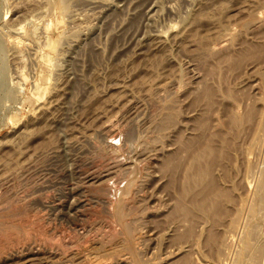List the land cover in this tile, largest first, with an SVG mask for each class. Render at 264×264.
<instances>
[{"label":"rangeland","instance_id":"1","mask_svg":"<svg viewBox=\"0 0 264 264\" xmlns=\"http://www.w3.org/2000/svg\"><path fill=\"white\" fill-rule=\"evenodd\" d=\"M50 1L0 0V264H264V0Z\"/></svg>","mask_w":264,"mask_h":264},{"label":"bare ground","instance_id":"2","mask_svg":"<svg viewBox=\"0 0 264 264\" xmlns=\"http://www.w3.org/2000/svg\"><path fill=\"white\" fill-rule=\"evenodd\" d=\"M34 1H35V0H34ZM37 1H38V0H37ZM49 1H50V0H49ZM49 1H48V2H49ZM59 1H60L59 4H61V6H62V7H61V6H60V7H61L62 9L64 8V11H65V8H66V7H65V4H64L65 0H59ZM63 1H64V2H63ZM74 1H75V0H74ZM74 1L72 0V1H70V2H73V3L77 2V0H76L75 2H74ZM118 1H119V0H118ZM233 1L236 2L237 0H233ZM240 1H241V0H240ZM248 1H249L248 3L251 2L250 0H248ZM46 2H47V0H46ZM48 2H47V3H48ZM50 2H51V1H50ZM57 2H58V1H57ZM66 2H67V1H66ZM78 2H79V1H78ZM80 2H81V1H80ZM84 2H85V1H84ZM86 2L89 3L90 1H89V2L86 1ZM92 2H93V1H91V5H92V4L94 5L95 3H94V2L92 3ZM103 2H104V0H103ZM223 2H224V1H223ZM246 2H247V1H246ZM254 2H255V1H254ZM256 2H257V1H256ZM261 2H263V1H261ZM28 3H29V2H28ZM35 3H36V2H35ZM52 3H53V1H52ZM81 3H82V2H81ZM252 3H253V2H252ZM258 3H259V1H258ZM36 4H37V3H36ZM39 4H40V3H39ZM45 4H46V3H45ZM50 4H51V3H49L47 6H49ZM66 4H68V2H67ZM108 4H109V3H108ZM250 4H251V3H250ZM51 5H52V4H51ZM51 5H50V6H51ZM68 5H69V4H68ZM77 5H78V4H77ZM80 5H81V4H80ZM86 5H88V4H86ZM89 5H90V3H89ZM93 5H92V7H93ZM100 5H102V4H100ZM246 5H247V4H246ZM254 5H256V3H254ZM257 5L260 6V9H261V5H262V4H260V5L257 4ZM47 6H46V9H47ZM57 6H58V5H57ZM66 6H67V5H66ZM70 6H71V5H70ZM78 6H79V5H78ZM94 6H95V5H94ZM106 6H107V4H106ZM133 6H134V5H133ZM244 6H245V5H244ZM251 6H253V5H251ZM44 7H45V6H44ZM44 7H41V8H44ZM73 7H74L73 9H75L76 6L73 5ZM96 7H98V5H97ZM96 7H95V8H96ZM108 7H109V6H108ZM130 7H131V6H130ZM135 7H136V6H135ZM216 7H217V6H216ZM245 7H246V6H245ZM247 7H248V6H247ZM247 7H246V8H247ZM254 7H255V6H254ZM254 7H253V8H252V7H249V8H250V12L252 11L251 8L254 9ZM49 8H50V10H51L52 7H48V9H49ZM67 8L69 9V6H68ZM84 8H85V7H84ZM93 8H94V7H93ZM255 8H256V7H255ZM77 9H78V8H77ZM82 9H83V8H82ZM133 9H134V8H133ZM133 9H131V10H133ZM258 9H259V8H258ZM254 10H255V9H254ZM43 11H44V10H43ZM43 11H42V12H43ZM61 11H62V10H61ZM69 11H70V10H69ZM69 11L66 10V13L69 12ZM73 11H74V10H73ZM75 11H76V10H75ZM77 11H78V10H77ZM261 11H262V10H261ZM46 12H47V10L45 11V13H46ZM62 12H63V11H62ZM62 12H61V13H62ZM133 12H134V11H133ZM205 12H207V11H204V13H205ZM201 13H203V12L201 11ZM201 13H198V12H197L196 14H200V15H197V17H196V15H195V13H194L193 15L191 14V16H194V18H192L193 20H191V18H190L189 20H191V21H195V22H196L197 20L199 21V19L201 20V18L203 17V15H201ZM46 14H47V13H46ZM49 14H50V13L48 12L47 15H49ZM64 14H65V13H64ZM71 14H72V13H71ZM71 14H70V15H71ZM73 14H74V13H73ZM83 14H84V13H83ZM251 14H252V13H251ZM40 15H41V14H40ZM50 15H53V14H50ZM66 15H67V14H66ZM77 15H78V14H77ZM86 15H87V14H86ZM253 15H254V14H253ZM41 16H42V15H41ZM68 16H69V15H68ZM72 16H73V15H72ZM74 16H75V15H74ZM204 16H205V15H204ZM256 16H257V13H256ZM256 16H255V17H256ZM263 16H264V15H263ZM63 17H64V16H63ZM39 18H40V16H39ZM64 18H65V17H64ZM70 18H71V17H70ZM70 18H69V19H70ZM259 18H260V17H259ZM44 19H45V18H44ZM44 19H42V20H44ZM67 19H68V17H67ZM82 19H83V18H82ZM72 20H73V19H72ZM72 20H71V21H72ZM67 21H68V20H67ZM78 21H79V20H78ZM198 21H197V24H198ZM212 21H213V19H212ZM212 21H211V22H212ZM215 21H216V20H215ZM252 21H253V20H252ZM44 22H45V21H44ZM211 22H210V23H211ZM216 22H217V21H216ZM42 23H43V22H42ZM189 23H190V22H189ZM193 23H194V22H193ZM202 23H203V22H202ZM68 24H69V22H68ZM187 24H188V23H187ZM197 24H196V25H197ZM200 24H201V22L199 23V25H200ZM203 24H206V23L204 22ZM207 24H209V23H207ZM71 25H72V24H71ZM75 25H76V24H75ZM211 25H212V23H211ZM78 26H79V25H78ZM78 26H76V27H78ZM192 26H193V25H192ZM192 26H191V27H192ZM205 26H207V25H205ZM209 26H210V25H209ZM69 27H70V26H69ZM69 27H66V29L69 28ZM73 27H74V26H73ZM73 27H72V28H73ZM194 27L197 28V26H193V29H191L192 31L195 30ZM199 27H201V25L198 26V28H199ZM202 27H204V26H202ZM217 27H218V26L215 27V24L213 25V28H217ZM220 27H221L220 29H222V26H220ZM211 28H212V27H211ZM69 29H70V28H69ZM182 29H183V28H181V31H182ZM223 29H224V28H223ZM67 30H68V29H67ZM155 30H156V29H155ZM185 30H186V29H185ZM185 30H184V31H185ZM229 30H230V29H229ZM15 31H16V30H15ZM19 31H20V30H19ZM64 31H66V30H64ZM181 31H180V32H181ZM188 31L190 32V27L188 28ZM218 31H220V30L218 29ZM62 32H63V31H62ZM108 32H109V31H108ZM152 32H154V30H153ZM157 32H158V31H157ZM159 32H160V31H159ZM196 32H197V31H196ZM226 32H227V30H226ZM75 33H76V32H75ZM80 33H81V32H80ZM150 33H151V32H150ZM162 33H163V32H162ZM186 33H187V31H186ZM193 33H194V32H193ZM214 33H215V31H214ZM216 33L218 34V33H222V32H221V31H220V32H217V31H216ZM227 33H228V32H227ZM63 34H64V32H63ZM69 34H72V33H69ZM160 34H161V33H160ZM177 34H178V33H177ZM195 34H196V33H195ZM211 34H213V33H211ZM223 34H225V33H223ZM223 34H222V35H223ZM12 35H13V33H12ZM14 35H15V34H14ZM187 35H189V33L186 34L185 36H181V37H183V38L186 40V39H187ZM190 35H192L191 32H190ZM190 35H189V37L191 38ZM207 35H208V34H207ZM214 35H216V34H214ZM230 35H231V33H230ZM230 35H229V36H230ZM70 36L72 37L73 34L70 35ZM70 36H68V37H70ZM77 36H78V35H77ZM155 36H156V35H155ZM195 36H196V35H195ZM198 36H200L199 33L197 34V37H195V38H198ZM209 36L212 37V38H214V37L211 36V35H209ZM209 36H208V37H209ZM217 36H218V35H217ZM217 36H216L215 38H217ZM226 36L228 37L227 34H226ZM75 37H76V36H74V38H75ZM160 37H161V36H160ZM160 37H159V38H160ZM185 37H186V38H185ZM201 37H202V36H201ZM208 37L203 36L202 41L205 40L204 38H208ZM223 37H225V36H223ZM12 38H13V37H12ZM155 38H156V37H155ZM157 38H158V37H157ZM183 38H182V40H183ZM190 38H189V39H190ZM199 38H200V37H199ZM199 38H198V39H199ZM212 38H211V39H212ZM225 38H226V37H225ZM225 38H224V39H225ZM44 39H45V38H44ZM161 39H162V38H161ZM175 39H176V38H175ZM193 39H194V38H193ZM203 39H204V40H203ZM220 39H221V38H220ZM222 39H223V38H222ZM64 40L66 41V37L64 38ZM153 40L155 41L156 39H153ZM178 40H179V39H178ZM191 40H192V39H190V42L195 44L196 40H194L195 42H193V40H192V41H191ZM208 40H209V39H207V41H208ZM216 40H217V39H216ZM226 40H227V39H226ZM149 41H150V40H149ZM151 41H152V40H151ZM160 41H161V40H160ZM183 41H184V40H183ZM199 41H201V40H199ZM199 41H198V42H199ZM202 41H201V42H202ZM211 41H212V40H211ZM222 41H224V40H222ZM18 42H19V41H18ZM57 42H58V41H57ZM66 42H68V41H66ZM146 42H147V41H146ZM158 42H159V41L155 42V44L158 43ZM175 42H176V40H175ZM218 42H220V41L218 40ZM218 42H217V43H218ZM21 43H22V42H21ZM55 43H56V42H55ZM153 43H154V42H153ZM180 43H181V42H180ZM186 43L188 44V42H186ZM191 43H189V44H191ZM199 43H200V42H199ZM199 43H198V44H199ZM45 44H46V43H45ZM47 44H48V43H47ZM47 44H46V45H47ZM58 44H59V42H58ZM69 44H70V42H69ZM176 44H178V43L176 42ZM183 44H185V42H184ZM183 44L181 43L180 46H182ZM202 44H203V43H202ZM218 44H219V43H218ZM123 45H124V44H123ZM159 45H161V43H160ZM159 45H158V46H159ZM192 45H193V44H192ZM205 45H206V46H205ZM56 46H58V45H56ZM146 46H147V45H146ZM200 46H202V45H200ZM200 46H198V48H199ZM204 46H205V47H204ZM93 47H94V46H93ZM203 47H204V48H207L208 46H207L206 43H204ZM56 48L59 50L58 47H56ZM60 48H61V47H60ZM117 48H118V47H117ZM119 48H120V47H119ZM54 50H55V51H58V50H56V49H54ZM60 50H61V49H60ZM90 50H91V49H90ZM134 50H135V49H134ZM201 50H202V47H201ZM141 51H142V50H141ZM48 52H49V51H48ZM90 52H91V51H90ZM138 52H139V51H138ZM206 52H207V51H206ZM206 52L204 51L203 53H206ZM50 53H51V52H50ZM163 53H164V52H163ZM207 53H208V52H207ZM55 54H56V53H55ZM58 54H59V53H58ZM132 55H133V54H132ZM140 55H141V54H140ZM51 56H52V55H51ZM128 57H129V56H128ZM164 58H165V57H162L163 60H165ZM50 59H51V58H50ZM55 59H56V58H54L53 61H55ZM151 60H152V59H151ZM151 60H150V61H151ZM156 60H157V59H156ZM50 61H51V60H50ZM53 61H52V62H53ZM152 61H154V60H152ZM157 61H158V60H157ZM157 61H154V62L157 63ZM167 61H168V60H167ZM52 62H50V63H52ZM158 62H159V61H158ZM160 62H161V61H160ZM165 62H166V61H165ZM165 62H164V63L162 62V64H165ZM42 63H44V62H42ZM167 63H168V62H167ZM144 64H146V63H144ZM152 64H153V63H152ZM54 65H55V64H54ZM148 65L151 66V64H149V63H148ZM148 65H147V66H148ZM158 65H160V64H158ZM52 66H53V65H52ZM55 66H56V65H55ZM162 66H163V65H162ZM165 66H166V65H165ZM165 66H163V67H165ZM140 67H141V66H140ZM144 67H145V66H144ZM152 67H153V66H152ZM146 68H147V67H146ZM161 68H162V67H161ZM137 69H138V68H137ZM142 69H143V68H142ZM153 69H154V68H153ZM149 70H150V69H148L147 71L149 72ZM155 70H156V69H155ZM137 71H139V69H138ZM140 71H141V69H140ZM142 71H143V70H142ZM142 71H141V72H142ZM174 71H175V70H174ZM148 72H147V73H148ZM150 72H151V71H150ZM150 72H149V74H150ZM142 73H143V72H142ZM151 73H152V72H151ZM154 73H155V72H154ZM154 73H153V74H154ZM159 73H161V72H159ZM55 74H56V73H55ZM137 74H138V75H135V76H134V79H135V77H136V81H137V76L140 75L138 72H137ZM143 74H144V73H143ZM149 74H148V75H149ZM144 75H145V74H144ZM146 75H147V74H146ZM148 75H147V76H148ZM154 75H155V74H154ZM157 75H158V74H157ZM130 77H131V76H130ZM142 77H143V76H142ZM149 77L151 78L152 76L150 75ZM149 77H148V78H149ZM153 77L156 78L157 76L155 75V76H153ZM162 77H163V76H162ZM132 78H133V76H132ZM158 78H159V77H158ZM163 78H165V77H163ZM163 78H161V79L164 80ZM134 79H131V80L134 81ZM162 80H161V83H162ZM166 80H167V79H166ZM171 80H173V79H171ZM152 81H153V80H152ZM125 82H126V81H125ZM155 82H157V81H155ZM159 82H160V81L158 80L157 83L159 84ZM170 82H172V81H170ZM127 83H128V82H127ZM138 83H140V82L138 81ZM138 83H137V85H138ZM144 83H145V82H144ZM146 83H147V82H146ZM157 83H156V84H157ZM124 84H126V83H124ZM142 84H143V83H142ZM163 84H164V82H163ZM163 84H159L160 87H161V85H163ZM165 84H166V83H165ZM177 84H178V83H177ZM122 85H123V81H122ZM129 85H130V84H129ZM132 86H134V85H132ZM150 86H151V85H150ZM156 86H158V85H156ZM163 86H164V85H163ZM78 87H79V86H78ZM119 87H120V86H119ZM121 87H122V86H121ZM126 87H127V86H126ZM140 87H141V86H140ZM153 87L155 88V86H153V84H152V88H153ZM117 88H118V87H117ZM132 88H133V87H132ZM141 88H142V87H141ZM141 88H140V89H141ZM143 88H144V86H143ZM145 88H146V86H145ZM150 88H151V87H150ZM150 88H149V89H150ZM152 88H151V90H152ZM121 89H122V88H121ZM127 89H128V88H127ZM134 89L136 90V88H134ZM138 89H139V87H138ZM140 89H139V90H140ZM147 89H148V88H146V90H147ZM124 90H126V89L124 88ZM126 91H127V90H126ZM128 91H129V90H128ZM128 91H127V92H128ZM137 91H138V90H137ZM140 91H141V90H140ZM147 91H148V90H147ZM147 91H146V92H147ZM138 92H139V91H138ZM141 92H142V91H141ZM143 92H144V91H143ZM152 92H154V91L152 90ZM152 92H151V93H152ZM118 93L121 94V91L118 92ZM122 93H123V91H122ZM124 93H125V91H124ZM144 93H145V92H144ZM144 93H143V94H144ZM205 93H206V92H205ZM93 94H94V93H93ZM147 94H148V93H147ZM168 94H170V93H168ZM202 94H203V93H201V95H202ZM123 95H124V94H123ZM123 95L121 94V96H123ZM128 95H129V94H128ZM170 95H171V94H170ZM199 95H200V94H199ZM204 95H205V94H204ZM206 95H207V93H206ZM92 96H93V95H91V96H89V97H92ZM121 96H119V94H118V96H116V98L119 99V97H121ZM125 96L127 97L126 94H125ZM98 97H99V96H98ZM98 97H96V98H98ZM104 97H105V96H104ZM160 97H161V96H160ZM203 97L207 98V96H203ZM102 98H103V97H102ZM127 98H128V97H127ZM165 98H166V96H165ZM201 98H202V97H200V99H201ZM125 99H126V98H125ZM89 100H90V99H89ZM94 100H95V99H94ZM100 100H101V99H100ZM102 100H103V99H102ZM126 100H127V99H126ZM149 100H150V99H149ZM164 100H165V99H164ZM92 101H93V100H92ZM95 102H96V100H95ZM113 102H114V101H113ZM113 102H112V103H113ZM136 102H137V101H136ZM84 103H85V102H84ZM90 103H91V102H90ZM101 103H102V102H101ZM107 103H108V102H107ZM109 103H110V102H109ZM125 103H126V101H125ZM133 103H134V102H133ZM159 103H160V102H159ZM85 104H86V103H85ZM92 104H95L94 101L92 102ZM92 104H91V105H92ZM134 104H135V103H134ZM81 105H83V104L80 103V106H81ZM95 105H97V104H95ZM102 105H103V104H102ZM80 106H79V107H80ZM84 106H85V105H84ZM107 106H108V105H107ZM85 107H86V106H85ZM85 107H84L83 109H85ZM119 107H120V105H119ZM122 107H123V106H122ZM105 108L107 109V107H105ZM64 109H65V108H64ZM81 109H82V106H81ZM86 109H88V106L86 107ZM106 109H104V110H106ZM61 110H62V109H61ZM88 110H89V109H88ZM113 110H114V109H113ZM89 111H90V110H89ZM100 112H101V111H100ZM111 112H112V111H111ZM109 114H110V113H109ZM109 114H108V115H109ZM168 115H169V114H168ZM99 116H100V115H99ZM166 116H167V115H166ZM170 116H172V113H171ZM77 117H78V116H77ZM172 117H173V116H172ZM163 118H164V116H163ZM173 118H174V117H173ZM167 119H168V118H167ZM74 120H75V119H74ZM74 120H73V121H74ZM101 120H102V119H101ZM103 120H104V119H103ZM163 120H164V119H163ZM73 121H72V124L74 123ZM70 123H71V122H70ZM75 124H76V123H75ZM133 124H134V123H133ZM159 124H160V123H159ZM161 124H162V123H161ZM161 124H160L159 126L162 128ZM68 125H69V123H68ZM73 125H74V124H73ZM104 125H105V124H104ZM70 126H71V125H70ZM94 126H95V125H94ZM156 126H157V125H156ZM80 128H81V127H80ZM95 128H96V127H95ZM158 128H159V127H158ZM81 129H82V128H81ZM130 129H131V128H130ZM133 129H134V128H133ZM133 129H132V130H133ZM162 129H163V128H162ZM44 130H45V129H44ZM67 131H68V130H67ZM88 131L91 132L90 130H88ZM126 131H127V130H126ZM128 131H129V130H128ZM134 131H135V130H134ZM46 132H47V131H46ZM34 133H35V132H34ZM74 133H75V132H74ZM78 133H79V132H78ZM96 133H97V132H96ZM99 133H101V132H99ZM111 133H112V132H111ZM111 133H110V134H111ZM201 133H202V132H201ZM201 133H200V134H201ZM44 134H45V133H44ZM44 134H43V135H44ZM93 134H94V133H93ZM93 134H92V136H93ZM97 134H98V133H97ZM124 134H125V132H124ZM124 134H123V135H124ZM129 134H130V133H128L127 135H129ZM131 134H132V136H133V133H131ZM203 134H204V133H203ZM94 135H95V134H94ZM103 135H104V134H103ZM105 135H106V134H105ZM125 135H126V134H125ZM127 135H126V136H127ZM36 136H39V135H36ZM41 136H42V135H41ZM41 136H40V137H41ZM129 136L131 137V135H129ZM89 137H90V136H89ZM99 137H100V136H99ZM116 137H117V136H116ZM133 137H134V136H133ZM133 137H132V138H133ZM203 137H204V136H203ZM48 138H49V137H48ZM104 138H105V137H104ZM104 138H103V139H104ZM119 138H120V137H119ZM127 138H128V136H127ZM134 138H135V137H134ZM135 139H136V138H135ZM31 140H32V139H31ZM129 140H130V138H129ZM132 140H134V139H132ZM139 140H140V139H139ZM50 141H51V140H50ZM82 141L84 142V140H82ZM88 141H89V139H88ZM112 141H113V140H112ZM112 141H111V142H112ZM77 142H78V141H77ZM89 142H90V141H89ZM87 143H88V142H87ZM90 143H91V142H90ZM113 143H115V142H113ZM139 143H140V142H139ZM22 144H23V143H22ZM104 144H106V143H104ZM127 144H128V143H127ZM131 144H132V143H131ZM146 144H147V143H146ZM110 145H111V144H110ZM137 145H138V144H137ZM206 145H207V144H205V146H206ZM209 145H210V144H209ZM209 145H208L207 147H209ZM104 146H105V145H104ZM130 146H131V145H130ZM146 146H147V145H146ZM74 147H75V146H74ZM108 147H109V146H108ZM114 147H115V146H114ZM119 147H120V146H119ZM201 147H202V146H201ZM76 148H77V147H76ZM115 148H116V147H115ZM135 148H136V147H135ZM202 148H203V147H202ZM125 149H126V148H125ZM140 149H141V148H140ZM148 149H149V148H148ZM186 149H188V148H186ZM199 149H200V148H199ZM199 149H196V150L199 151ZM208 149H211V148L209 147ZM196 150H195V155H196V157H192V158H194V159L196 158L195 161H197L198 165H200V164H202L203 161H202L201 163L198 162V161H199L198 159H200L201 156H200V157H197V156L200 155L201 151H199V155H198V154H196V152H197ZM200 150H202V149H200ZM143 151H144V150H143ZM150 151H151V150H150ZM182 151H183V150H182ZM189 151H190V150H189ZM176 152H177V151H176ZM185 152H186V151H185ZM192 152H193V151H192ZM202 152H203V150H202ZM148 153H149V152H148ZM178 153H179V152H178ZM180 153H181V152H180ZM193 153H194V152H193ZM193 153H191V154L194 155ZM202 154H203V153H202ZM202 154H201V155H202ZM0 155H1V153H0ZM12 155H13V154H12ZM152 155H153V154H152ZM176 155H178V154H176ZM180 155H182V154H180ZM183 155H184V154H183ZM189 155H190V154H189ZM192 155H191V156H192ZM195 155H194V156H195ZM203 155H204V154H203ZM120 156H121V155H120ZM184 156H185V155H184ZM191 156H189V159H190ZM204 156H205V155H204ZM204 156H203V157H204ZM0 157H1V156H0ZM13 157H14V156H13ZM129 157H130V156H129ZM140 157H141V156H140ZM173 157H174V156H173ZM180 157H181V156H180ZM2 158H3V157H2ZM119 158H120V157H119ZM133 158H134V157H133ZM143 158H144V157H143ZM171 158H172V157H171ZM197 158H198V159H197ZM4 159H5V158H4ZM8 159H9V158H8ZM138 159H139V158H138ZM145 159H146V158H145ZM172 159H173V158H172ZM194 159H190V161L188 160V162H191V160L194 161ZM205 159H206V157H205ZM126 160H127V159H126ZM174 160H176V162H177V160H178L177 163H179V161H181L179 158H175ZM201 160H202V159H201ZM201 160H200V161H201ZM4 161H5V160H4ZM6 161H7V160H6ZM120 161H121V160H120ZM135 161H136V160H135ZM141 161H142V160H141ZM165 161H167V160H165ZM168 161H169V159H168ZM195 161H194V163H195ZM205 161H206V160H205ZM7 162L10 163L9 160H8ZM122 162H123V161H122ZM170 162H172V161H170ZM176 162H174V163L176 164ZM5 163H6V162H5ZM119 163H120V162H119ZM172 163H173V162H172ZM172 163H171V164H172ZM174 163H173V165H174ZM185 163H187V162H185ZM191 163H193V162H191ZM197 163L193 164V165H195L194 168H196V169H197V167H198V166L196 165ZM7 164H8V163H7ZM10 164H11V163H10ZM19 164H20V163H19ZM169 164H170V163H169ZM180 164H182V163L180 162ZM180 164H177V165H180ZM188 164H189V166H188L187 164H186L187 166L184 164V165H185V168L192 166V165H190V163H188ZM205 164H207V162H206ZM205 164L203 163L202 165H205ZM0 165H1V164H0ZM12 165H13V163H12ZM16 165H17V164H16ZM120 165H121V164H120ZM163 165H164V164H163ZM167 165H168V163H167ZM167 165H164V166L166 167ZM173 165H171V166L168 165V167H166V168H168V169H167V173H169L168 170H169V171L172 170V166H173ZM177 165H174V166H176V167H181V166H177ZM202 165H200V167L203 168L204 166H202ZM263 165H264V164H263ZM10 166H11V165H10ZM116 166H117V165H116ZM164 166H163V167H164ZM174 166H173V167H174ZM0 167H1V166H0ZM8 167H9V166H8ZM131 167H132V166H131ZM165 167H164V169H163L164 171H166V170H165V169H166ZM170 167H171V168H170ZM176 167H174L172 171H174V169H175ZM206 167H207V166H206ZM262 167H263V166H262ZM12 168H14V167L11 166V169H12ZM161 168H162V167H161ZM181 168H183V171H185V170L188 169V168L185 169L184 167H181ZM181 168H180L179 171L182 172ZM198 168H199V167H198ZM202 168H201V169H197V170L194 169L195 171H192L193 168H191L192 170L189 169L188 171H192V173H189V174H190L189 176H191V177L188 176V172H185V173L183 172V173H184L185 175H186V173H187V176H188L189 178H191L192 181H193V179H194L195 182H198V181H199L198 179H199L200 175H201V178H202V174L205 173V172H204V169H205V171H207L205 167H204L203 169H202ZM1 170H2V169H1ZM262 170H263V172H262V177H261V179L259 178V179H260L259 181H258V179H257L258 182H257V184L255 183V185H256L255 189L257 188V191L254 189V190L256 191V193H253V194H255V200H254V196L252 197L251 200H254V201H255V203H256V207L259 206L261 209H262V208L264 209V168H263ZM138 171H140V170H138ZM160 171H161V170H160ZM172 171H170V173H171ZM179 171H178V170H175V173L178 174ZM124 172H125V171H123L122 174H124ZM127 172H128V169H127ZM183 173H182V174H183ZM105 174H106V173H105ZM117 174H118V172H117ZM172 174H174V173H171V180H173V179H172ZM182 174H181V177H182ZM259 174H260V173H259ZM101 175H102V174H101ZM125 175H126V174H125ZM129 175H130V174H129ZM166 175H167V174H166ZM185 175H184V176H185ZM194 175H195V176H194ZM203 175H204V174H203ZM144 176H146V174H144ZM175 176H176V174L174 175V177H175ZM106 177H107V176H106ZM125 177H126V176H125ZM169 177H170V175H169ZM188 177L185 176V177H183V178H184V179H187V180H190V179H188ZM196 177H198V179H197L198 181H196V179H195ZM258 177H259V176H258ZM87 178H88V177H87ZM103 178H104V177H103ZM139 178H140V177H139ZM175 178H176V177H175ZM85 179H86V178H85ZM184 179H183V180H184ZM110 180H111V179H110ZM110 180H109V181H110ZM183 180H180V182L183 183ZM200 180H201V179H200ZM115 181H116V180H115ZM124 181H125V180H124ZM137 182H139V181H137ZM187 182H188V181H187ZM187 182H186V183H187ZM195 182H194V183L191 182V184H192V185L194 184V186H195ZM90 183H91V182H90ZM141 183H142V182H141ZM184 183H185V182H184ZM188 183H189V184H188ZM188 183H187L188 185H191L190 182H188ZM200 183H202V182H200ZM85 184H86V183H85ZM114 185H115V184H114ZM138 185H139V184H138ZM176 185H177V184H176ZM181 185H183V184H181ZM185 185H186V184H185ZM185 185H184V186H185ZM92 186H93V185H92ZM94 186H95V185H94ZM119 186H120V185H119ZM194 186H192V188H193ZM81 187H82V186H81ZM108 187H109V186H108ZM126 187H127V186H126ZM186 187H187V185L185 186V188H186ZM202 187H203V186H202ZM109 188H110V187H109ZM137 188H138V187H137ZM139 188H140V187H139ZM190 188H191V187H190ZM190 188H189V189H190ZM111 189H112V188H111ZM171 189H172V188H171ZM200 189H201V188H200ZM180 190H181V189H180ZM120 191H121V190H120ZM135 191H136V190H135ZM187 191H188V190H187ZM117 192H118V191H117ZM136 192H137V191H136ZM185 192H186V191H185ZM197 192H198V191H197ZM199 192H200V190H199ZM175 193H176V192H175ZM181 193H182V192H181ZM200 193H201V192H200ZM107 194H108V192H107ZM192 194H193V193H192ZM183 195H184V194H183ZM196 195H197V193H196ZM109 196H110V194H109ZM194 196H195V195H194ZM197 196H198V195H197ZM208 196H209V195H208ZM210 196H211V195H210ZM111 197H112V196H111ZM180 197H181V196H180ZM184 197H185V195H184ZM202 197H203V196H202ZM204 197H205V196H204ZM101 198H102V197H101ZM209 198H210V200H211L212 197H209ZM95 199H96V198H95ZM112 199H113V198H112ZM129 199H130V198H129ZM184 199H185V198H184ZM192 199H193V198H192ZM200 199H201V198H200ZM207 199H208V198H207ZM176 200H177V199H176ZM182 200H183V199H182ZM98 201H99V200H98ZM189 201H191V200H189ZM195 201H197V200H195ZM203 201H205V199H204ZM203 201H200V202H203ZM193 202H194V201H193ZM200 202L197 201L196 204H198V203H200ZM251 202H252V201H251ZM191 203H192V202H191ZM203 203H204V202H203ZM108 204H109V203H108ZM126 204H127V203H126ZM78 205H79V204H78ZM123 205H124V204H123ZM174 205H175V204H174ZM198 205H199V204H198ZM200 205H201V204H200ZM200 205H199V208L202 209V211H203L204 208L201 207L202 205H201V206H200ZM204 205H205V204H203V206H204ZM249 206H250V205H249ZM252 206H253V205H252V203H251V206H250V207L252 208ZM176 207H177V206H176ZM197 207H198V206H197ZM197 207L195 206L196 210H197ZM244 207H245V206H244ZM188 208H189V207H188ZM190 208H192V207H190ZM254 208H255V206H254ZM128 209H129V207H128ZM175 209H176V208H175ZM200 209H199V211H200ZM249 209H250V208H249ZM252 209H253V208H252ZM258 209H259V208H258ZM241 210H242V209H241ZM119 211H120V210H119ZM122 211H124L123 208H122ZM249 211H251V209H250ZM252 211H253V210H252ZM258 211H259V210H258ZM80 212H81V211H80ZM126 212H127V211H126ZM197 212H198V211H197ZM203 212H204V211H203ZM203 212H202V213H203ZM247 212H248V211H247ZM263 212H264V211H263ZM119 213H120V212H119ZM121 213H122V212H121ZM124 213H125V212H124ZM128 213H129V211H128ZM248 213H249V212H248ZM248 213H247V216H248V215L250 216L251 213H249V214H248ZM258 213L260 214V212L255 213V217L258 216V215H256V214H258ZM203 214H204V213H203ZM262 214H263V213H262ZM262 214H261V215H262ZM169 215H170V214H169ZM236 215H237V214H236ZM122 216H124V215H122ZM122 216L120 215L121 218H122ZM177 216H178V215H177ZM251 216H253V214H252ZM124 217H125V216H124ZM174 217H176V216H174ZM178 217H179V216H178ZM236 217H237V216H236ZM258 217H259V216H258ZM258 217H257V218H258ZM179 218H180V217H179ZM247 218H248V217H247ZM262 218H264V217H262ZM122 219H123V218H122ZM233 219H235V218H233ZM233 219H232V220H233ZM236 219H237V218H236ZM236 219H235V220H236ZM254 219H256V218H254ZM260 219H261V217H260ZM260 219H258V220H259L258 222L261 224ZM131 221H132V220H131ZM179 221H180V220H179ZM236 221H237V220H236ZM236 221H235V223H234V221L230 222V223H231L230 225H232V224H235V225H236ZM250 221H252L251 217H250V220L248 219V222L246 221V224L248 225V223H249ZM176 222H177V220H176ZM176 222H175V223H176ZM181 222H182V221H181ZM181 222H180V223H181ZM183 222H185V221L183 220ZM253 222H254V221H253ZM255 222L257 223V221H255ZM255 222H254V223H255ZM262 222H263V220H262ZM173 223H174V222H173ZM251 223H252V222H251ZM124 224H125V223H124ZM263 224H264V223H263ZM121 225H122V224H121ZM178 225H179V224H178ZM257 225H258V223H257ZM14 226H15V225H14ZM176 226H177V225H176ZM244 226H245V224H244ZM249 226H251V227H250V230L248 229V230H249V233H248V232H245V234L248 233L250 236H253V237H254V233L257 234V235L260 234V233H258L257 230H256V225H254V224H250ZM23 227H24V226H23ZM233 227H234V225H233ZM257 227H258V226H257ZM126 228H127V230H128V229L131 228V227H129V228L126 227ZM229 228H230V227H229ZM229 228H228V229H229ZM244 228H245V227H244ZM244 228H243V232H244ZM259 228H260V226H259ZM261 228H262V227H261ZM0 229H1V228H0ZM17 229H18V228H17ZM232 229H233V228H232ZM19 230H20V229H19ZM246 230H247V229H246ZM259 230H260V229H258V231H259ZM263 230H264V229H263ZM263 230H262V231H263ZM15 231H16V230H15ZM232 231H233V230H232ZM128 232H129V231H128ZM130 232H131V231H130ZM234 232H235V231H234ZM3 233H4V232H3ZM22 233H23V232H22ZM126 233H127V232H126ZM261 233H262V232H261ZM129 234H130V233H129ZM228 234H229V233H228ZM25 235H26V234H25ZM27 235H28V234H27ZM249 235H248V236H249ZM132 236H133V235H132ZM246 236H247V235H246ZM259 236H260V235H259ZM259 236H258V237H259ZM136 238H137V237H136ZM256 238H257V237H256ZM256 238L254 237V241H255ZM133 239H134V238H133ZM134 240H135V239H134ZM137 240H138V238H137ZM231 240H232V239H231ZM248 240H249V239H248ZM259 240H260V238H259ZM259 240H258V241H259ZM243 241H244V240H243ZM243 241H242V242H243ZM80 242H81V241H80ZM85 242H86V241H85ZM94 242H95V241H94ZM242 242H241V243H242ZM246 242H247V241H246ZM252 242H253V240H252ZM95 243H96V242H95ZM99 243L101 244L100 241H99ZM239 243H240V242H239ZM244 243H245V242H244ZM244 243H242L243 246L247 244V243H245V244H244ZM248 243H249V242H248ZM253 243H254V245H253ZM253 243H252V244L249 243L248 245H251V246L253 245V246H252V247L254 248V250H253L254 252H253V253L256 254V252H257V250H258V249H257V246H258L259 244H257V246H256V245H255V242H253ZM88 244H89V243H88ZM88 244H87V245H88ZM120 244H121V243H120ZM183 244H184V243H183ZM17 245H18V244H17ZM80 245H82V244H80ZM91 245H92V244H91ZM98 245H99V244H98ZM101 245H102V244H101ZM122 245H123V243H122ZM127 245H128V244H127ZM134 245H135V244H134ZM193 245H194V244H193ZM195 245H196V244H195ZM238 245H239V244H238ZM248 245H246L245 247H246V250L249 252L250 250H248V248H247ZM260 245H261V244H260ZM260 245L258 246L259 248H261ZM102 246H103V245H102ZM113 247H114V246H113ZM119 247H121V246L119 245ZM228 247H229V246H228ZM245 247H244V248H245ZM248 247H249V246H248ZM81 248H82V247H81ZM96 248H97V247H96ZM98 248H99V247H98ZM98 248H97V249H98ZM102 248H103V247H102ZM102 248H101V249H102ZM122 248H123V246H122ZM124 248H125V247H124ZM230 248H231V247H230ZM238 248H239V246H238ZM238 248H236V250H239ZM240 248H241V247H240ZM253 248H252V249H253ZM92 249H93V248H92ZM127 249H129V248H127ZM136 249H137V248H136ZM181 249H182V248H181ZM194 249H195V248H194ZM85 250H86V249H85ZM99 250H100V248H99ZM99 250H98V251H99ZM121 250L123 251V249H121ZM178 250H179V249H178ZM227 250H228V249H227ZM236 250H235V252H237ZM246 250H243V251H245V253H246ZM263 250H264V249H263ZM45 251H46V250H45ZM65 251H66V250H65ZM74 251H75V250H74ZM77 251H78V250H77ZM88 251H89V250H88ZM90 251H91V250H90ZM128 251H129V250H128ZM176 251H177V250H176ZM240 251H241V250H239V252H240ZM251 251H252V250H251ZM258 251H259V252H262L260 249H259ZM83 252H84V251H83ZM130 252H131V250H130ZM130 252H129V253H130ZM174 252H175V251H174ZM239 252H238V256H239ZM259 252H257V255H258V256H261V255L258 254ZM43 253H44V252H43ZM81 253H82V252H81ZM84 253H86V252H84ZM129 253H127V254H129ZM171 253H172V252H171ZM197 253H198V252H197ZM243 253H244V252H242V254H243ZM253 253L250 252L248 255L253 254ZM71 254H72V253H71ZM94 254H95V253H94ZM99 254H101V253H99ZM130 254H131V253H130ZM130 254H129V255H130ZM132 254H133V253H132ZM132 254H131L130 256L134 257V254H133V255H132ZM137 254H138V253H137ZM218 254H219V252H218ZM221 254H222V253H221ZM254 254L251 255V256L253 257ZM44 255H45V254H44ZM55 255H56V253H55ZM235 255H236V254H235ZM257 255H256V256H257ZM263 255H264V252H263ZM84 256H85V255H84ZM88 256H89V257L92 256V258H90V259L93 260V259H94L93 257H95L96 255H95V256H93V255L90 256V255L88 254ZM100 256H101V255H100ZM126 256H127V255H126ZM219 256H220V254H219ZM233 256H234V255H233ZM240 256H241V255H240ZM243 256H244V255H243ZM258 256H257V257H258ZM29 257H30V256H29ZM48 257H49V256H48ZM89 257H86V258H83V257H82V258L84 259V262H85L84 264H97V263H94V262H93L94 260L91 261V260L89 259ZM246 257H247V256H246ZM254 257H255V256H254ZM257 257H256V258H257ZM97 258H98V257H97ZM120 258H121V257H120ZM122 258H123V257H122ZM130 258H131V257H130ZM138 258H139V257H138ZM222 258H223V257H222ZM243 258H244V257H243ZM243 258H242L241 260H239V262H240V261L242 262V261H243ZM249 258H250V256H249ZM53 259H54V258H53ZM98 259H99V258H98ZM98 259H96V260H98ZM127 259H128V258H127ZM139 259L141 260V258H139ZM219 259H220V258H219ZM234 259H235V258H234ZM239 259H240V258H239ZM251 259H252V258H250V262H253L254 264H255V263L258 264L256 260L251 261ZM128 260H129V259H128ZM131 260H132V259H131ZM133 260H134V259H133ZM133 260H132V261H133ZM246 260H248V262L246 263V264H248V263H249V259L246 258ZM246 260H245L244 262H246ZM49 261H50V260H49ZM57 261H58V260H57ZM80 261H81V260H80ZM80 261H78L77 263H79ZM100 261H104V259H103V260L101 259ZM123 261H124V260H123ZM135 261H137V260L135 259ZM135 261H134V262H135ZM221 261H223V260L221 259ZM233 261H234V260H233ZM255 261H256V262H255ZM69 262H70V261H69ZM95 262H97V261H95ZM98 262H99V261H98ZM104 262H106V261H104ZM45 263H46V262H45ZM81 263H82V262H81ZM101 263H102V262H101ZM136 263H137V262H136ZM138 263H141V262H138ZM221 263H222V262H221ZM235 263H236V262H235ZM235 263H234V264H235ZM237 263H238V262H237ZM262 263H263V262H262ZM20 264H21V263H20ZM33 264H35V263H33ZM103 264H104V263H103ZM238 264H239V263H238ZM242 264H243V263H242ZM249 264H250V263H249ZM251 264H252V263H251Z\"/></svg>","mask_w":264,"mask_h":264}]
</instances>
